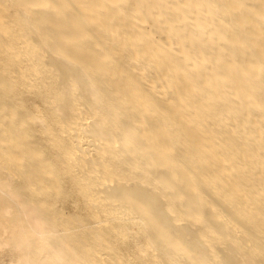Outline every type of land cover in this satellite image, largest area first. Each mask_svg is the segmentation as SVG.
Wrapping results in <instances>:
<instances>
[{
	"label": "bare ground",
	"instance_id": "obj_1",
	"mask_svg": "<svg viewBox=\"0 0 264 264\" xmlns=\"http://www.w3.org/2000/svg\"><path fill=\"white\" fill-rule=\"evenodd\" d=\"M34 218L78 264H264V0H0L8 264Z\"/></svg>",
	"mask_w": 264,
	"mask_h": 264
},
{
	"label": "clouds",
	"instance_id": "obj_2",
	"mask_svg": "<svg viewBox=\"0 0 264 264\" xmlns=\"http://www.w3.org/2000/svg\"><path fill=\"white\" fill-rule=\"evenodd\" d=\"M20 264H78L75 250L51 224L39 218L16 231L13 237Z\"/></svg>",
	"mask_w": 264,
	"mask_h": 264
},
{
	"label": "rangeland",
	"instance_id": "obj_3",
	"mask_svg": "<svg viewBox=\"0 0 264 264\" xmlns=\"http://www.w3.org/2000/svg\"><path fill=\"white\" fill-rule=\"evenodd\" d=\"M26 97L28 98V100L26 101L27 103H31L32 102V100H33V95H31V93H26ZM39 98H37L36 100L37 101H39V104L41 105V107L44 109V111L45 112H47L51 117L54 115L55 116V112L52 110V108H51V106H50V103L49 102H47V101H43V100H41V99H39ZM57 124V126L59 127V129H62V124L61 123H59V122H57L56 123ZM40 149H41V147H40ZM54 150V149H53ZM56 160L58 161V162H60V163H66V160H63V158L62 157H56ZM79 184H77L78 186L79 185H81V182L79 181L78 182ZM83 196V194H77V196H76V194L75 195H73V197H72V199H74V198H76V197H79V199H81V208H83L85 211L88 209V207H87V205L88 204H91L92 206H94L95 208H99L98 206L101 204L100 203V199H90V200H88L86 197H85V199L82 197ZM83 198V199H82ZM93 200V201H92ZM95 200V201H94ZM96 200H98V201H96ZM98 214H100L102 217H104L105 216V213H104V211L103 210H99V212H98ZM87 219L88 220H93L94 218L92 217V216H90V217H87ZM149 248H150V250L152 251V249H153V247H151L150 245H149ZM9 263V257L8 256H5L4 258H2V256L0 255V264H8ZM137 264H142V263H138L137 262ZM143 264H145V263H143ZM147 264V263H146Z\"/></svg>",
	"mask_w": 264,
	"mask_h": 264
}]
</instances>
